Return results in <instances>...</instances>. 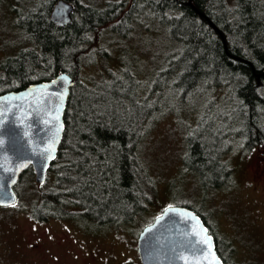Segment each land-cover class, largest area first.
I'll list each match as a JSON object with an SVG mask.
<instances>
[{"label":"trees","instance_id":"16d2710c","mask_svg":"<svg viewBox=\"0 0 264 264\" xmlns=\"http://www.w3.org/2000/svg\"><path fill=\"white\" fill-rule=\"evenodd\" d=\"M58 1L39 0L32 20L21 25L24 45L0 60V95L51 81L58 73L74 80L63 138L46 182L37 185L28 169L16 186L19 199L23 182L32 191L30 212L36 221L81 217L103 228L133 223L155 197L141 142L149 121L175 104L201 105L183 163L206 190L231 183L226 157L233 150L264 145V0H118L103 8L65 0L74 12L63 27L49 19ZM149 18L171 48L152 83L129 65L120 76L112 69L106 73L110 79L103 74L93 82L80 81L82 61L107 33L104 28L112 38H127L137 25L154 32ZM166 91L176 99L164 104ZM177 206L202 219L225 261L222 242L201 211Z\"/></svg>","mask_w":264,"mask_h":264},{"label":"rangeland","instance_id":"374dc122","mask_svg":"<svg viewBox=\"0 0 264 264\" xmlns=\"http://www.w3.org/2000/svg\"><path fill=\"white\" fill-rule=\"evenodd\" d=\"M80 1L103 8L107 2L118 0ZM40 5L39 0H0V60L16 54L24 45L21 25L27 26L32 20L31 10ZM149 22L154 32L147 28L141 31V25H137L127 38L108 37L110 29L104 28L105 37L101 36L93 54L82 61L80 81L93 82L103 74L104 79H110L106 73L112 69L120 76L129 65L138 78L152 83L171 48L164 33L158 34L156 22ZM120 31L128 34L124 27ZM161 99L165 104L176 96L166 91ZM200 108L198 102L175 104L149 121L141 154L155 181V197L133 223L103 228L81 217L38 222L30 212L32 191L23 182L17 205L0 208V264H103L107 254L111 259L107 255L105 264H140L137 239L142 229L167 207L183 204L206 217L222 242L227 264H264V178L257 180L246 165L258 157L264 145L233 150L226 157L230 167H236L231 183L216 190L204 189L200 178L188 172L183 163L187 136L197 129ZM75 224H92L104 231V237L88 240Z\"/></svg>","mask_w":264,"mask_h":264},{"label":"water","instance_id":"95a60500","mask_svg":"<svg viewBox=\"0 0 264 264\" xmlns=\"http://www.w3.org/2000/svg\"><path fill=\"white\" fill-rule=\"evenodd\" d=\"M73 12L72 4L59 0L50 20L67 26ZM73 85L68 74L58 73L51 81L0 95V208L17 205L16 186L28 169H32L37 185L46 182L63 138ZM137 254L140 264H224L202 219L183 206L167 207L142 229Z\"/></svg>","mask_w":264,"mask_h":264},{"label":"flooded vegetation","instance_id":"af4514ba","mask_svg":"<svg viewBox=\"0 0 264 264\" xmlns=\"http://www.w3.org/2000/svg\"><path fill=\"white\" fill-rule=\"evenodd\" d=\"M49 19H50V16H49ZM253 148H257V147H253ZM263 155H264V150L260 152V154L258 155L257 158L255 157L252 161L246 163V165H248L247 166L248 169L253 173V175L256 177L257 180H262L264 178V158H263ZM231 169H232V176H233V174H234L233 171L236 170V167H232ZM75 225H77L79 228H81L82 233L85 235V237L88 240H97L98 238L104 237L103 236L104 231L102 229H99V228L92 229L90 227L91 225H79V224H75ZM95 229H98V230H95ZM111 244H113V243H111ZM107 255L102 259L103 264H105L106 260L108 259L109 255L108 256ZM109 258L111 259V256H109ZM225 261H223V263L227 264L226 257H225Z\"/></svg>","mask_w":264,"mask_h":264},{"label":"snow or ice","instance_id":"6c2138e0","mask_svg":"<svg viewBox=\"0 0 264 264\" xmlns=\"http://www.w3.org/2000/svg\"><path fill=\"white\" fill-rule=\"evenodd\" d=\"M207 240H210V237H208ZM207 240H206V242H207Z\"/></svg>","mask_w":264,"mask_h":264}]
</instances>
